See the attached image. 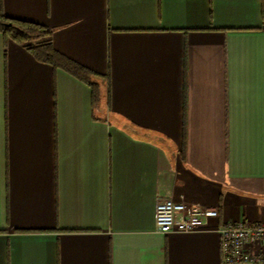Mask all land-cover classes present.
Returning <instances> with one entry per match:
<instances>
[{
  "label": "crops",
  "instance_id": "0c3cea01",
  "mask_svg": "<svg viewBox=\"0 0 264 264\" xmlns=\"http://www.w3.org/2000/svg\"><path fill=\"white\" fill-rule=\"evenodd\" d=\"M93 85L0 31V264H222L264 220V0H0ZM160 197L217 206L156 228Z\"/></svg>",
  "mask_w": 264,
  "mask_h": 264
},
{
  "label": "built area",
  "instance_id": "2783aa9c",
  "mask_svg": "<svg viewBox=\"0 0 264 264\" xmlns=\"http://www.w3.org/2000/svg\"><path fill=\"white\" fill-rule=\"evenodd\" d=\"M218 214L217 206L160 197L154 217L161 232H194L205 228L208 218ZM219 232L222 264H264V220H229L221 225Z\"/></svg>",
  "mask_w": 264,
  "mask_h": 264
},
{
  "label": "trees",
  "instance_id": "16d2710c",
  "mask_svg": "<svg viewBox=\"0 0 264 264\" xmlns=\"http://www.w3.org/2000/svg\"><path fill=\"white\" fill-rule=\"evenodd\" d=\"M0 31L5 38H11L27 49L38 59L60 66L93 85L96 100L100 98L97 81L91 79L98 74L60 53L53 46V28L29 19L13 17L0 11Z\"/></svg>",
  "mask_w": 264,
  "mask_h": 264
}]
</instances>
